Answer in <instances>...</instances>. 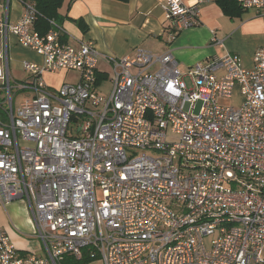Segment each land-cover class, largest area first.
I'll return each instance as SVG.
<instances>
[{"label":"built area","instance_id":"2783aa9c","mask_svg":"<svg viewBox=\"0 0 264 264\" xmlns=\"http://www.w3.org/2000/svg\"><path fill=\"white\" fill-rule=\"evenodd\" d=\"M194 1L162 0L168 44L199 25ZM235 1L264 17V0ZM21 3L16 23H0V205L25 200L47 259L18 256L0 232V264L86 249L101 264H264V51L251 69L226 54L182 73L171 51L137 49L110 58L103 94L94 43L63 44L53 22L40 34L34 4ZM8 35L42 60L23 63L30 77L18 89L31 97L16 110ZM68 71L78 82L49 92L44 75ZM235 87L242 104L220 106Z\"/></svg>","mask_w":264,"mask_h":264},{"label":"crops","instance_id":"0c3cea01","mask_svg":"<svg viewBox=\"0 0 264 264\" xmlns=\"http://www.w3.org/2000/svg\"><path fill=\"white\" fill-rule=\"evenodd\" d=\"M199 1H201L198 6L199 25L181 32L171 44H168L162 0L125 2L63 0L58 9L60 20L57 26L61 31L60 40L75 49L85 40L94 43L100 55L96 87L103 94H108L111 90V79L108 81L109 74L112 75L110 58L133 56L137 49L154 54L171 51L179 69L185 71L195 63H210L213 59L226 54L238 55L244 68L251 69L254 54L264 51V17L254 10H244L240 17L228 18L215 0ZM182 2L186 6L195 3L194 0ZM23 10V5L18 0H0V23L4 21L8 25L16 23L21 18ZM10 50L12 56H9ZM2 52L7 56L10 80L11 63L12 68L18 70L20 66L23 67L24 62L36 64L42 62L39 55L21 47L12 35L7 37L6 50L2 45ZM68 72L44 75L43 80L48 91L55 93L63 84L77 83V74L72 83L66 82ZM27 77L23 82L14 81L17 83L15 86L17 91H24L18 89V86L26 83L30 77L29 73ZM5 109L1 106L0 113L2 114ZM0 232L7 235L18 256L34 255L40 259H47L44 245L36 236L37 223L25 200L14 201L4 207L0 205ZM53 264H101V262L96 255L86 249L82 252L81 259L65 255Z\"/></svg>","mask_w":264,"mask_h":264},{"label":"trees","instance_id":"16d2710c","mask_svg":"<svg viewBox=\"0 0 264 264\" xmlns=\"http://www.w3.org/2000/svg\"><path fill=\"white\" fill-rule=\"evenodd\" d=\"M21 2H29L34 4L36 11L39 14L35 22V30L40 34H46L52 26L50 22L59 25L60 16L58 9L62 5L63 0H20ZM127 1V0H121ZM220 7L222 13L228 18H237L244 12L235 0H215ZM81 262V261H79Z\"/></svg>","mask_w":264,"mask_h":264},{"label":"rangeland","instance_id":"374dc122","mask_svg":"<svg viewBox=\"0 0 264 264\" xmlns=\"http://www.w3.org/2000/svg\"><path fill=\"white\" fill-rule=\"evenodd\" d=\"M9 56H12L11 54V50L9 51ZM12 62V60H11ZM180 71L182 73H185L186 71L183 69H180ZM24 69L23 67L21 68V66L19 67L18 70L13 69L12 68V63H11V87H12V96H13V107L14 110H16L19 106L20 103H22L24 100H26L27 98L31 97V93L27 92V91H17L16 89V84L14 81L16 82H23L25 81L28 77H27V73H24ZM76 77V73L74 72H68L67 76H66V82L67 83H72L75 80ZM108 81L112 78V75L109 74L108 76ZM106 81V82H108ZM186 84L188 86V88L191 87L190 82L188 80V78L185 79ZM51 83V82H50ZM54 83L56 84V81H54ZM1 84V82H0ZM106 88V85H105ZM243 102V97L241 95V92L239 90V87H235L233 94L231 96L230 99H220L218 101V104L220 106L223 107H239ZM0 103L2 104L3 109L8 107V103L6 101V97H5V93L4 92H0ZM199 107V105H198ZM74 131L76 132V125L73 126ZM74 136H77V133L74 134ZM101 196V192L100 190H98V197Z\"/></svg>","mask_w":264,"mask_h":264}]
</instances>
